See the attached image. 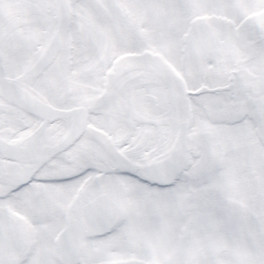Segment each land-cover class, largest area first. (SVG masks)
<instances>
[{
    "label": "snow or ice",
    "instance_id": "1",
    "mask_svg": "<svg viewBox=\"0 0 264 264\" xmlns=\"http://www.w3.org/2000/svg\"><path fill=\"white\" fill-rule=\"evenodd\" d=\"M0 264H264V0H0Z\"/></svg>",
    "mask_w": 264,
    "mask_h": 264
}]
</instances>
